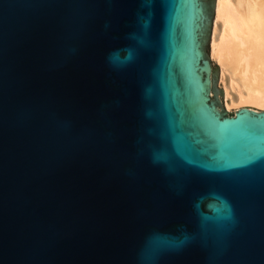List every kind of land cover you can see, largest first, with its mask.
I'll return each mask as SVG.
<instances>
[{
    "label": "water",
    "instance_id": "water-1",
    "mask_svg": "<svg viewBox=\"0 0 264 264\" xmlns=\"http://www.w3.org/2000/svg\"><path fill=\"white\" fill-rule=\"evenodd\" d=\"M211 1L0 0V264H264V108L218 101Z\"/></svg>",
    "mask_w": 264,
    "mask_h": 264
},
{
    "label": "bare ground",
    "instance_id": "bare-ground-1",
    "mask_svg": "<svg viewBox=\"0 0 264 264\" xmlns=\"http://www.w3.org/2000/svg\"><path fill=\"white\" fill-rule=\"evenodd\" d=\"M209 53L226 112L264 108V0H214Z\"/></svg>",
    "mask_w": 264,
    "mask_h": 264
},
{
    "label": "rangeland",
    "instance_id": "rangeland-1",
    "mask_svg": "<svg viewBox=\"0 0 264 264\" xmlns=\"http://www.w3.org/2000/svg\"><path fill=\"white\" fill-rule=\"evenodd\" d=\"M213 16H214V0L211 1V15H210L209 37H210V30H211ZM208 51H209V41H208ZM217 76H218V72H217ZM217 79H218V77H217ZM218 89H219V99H218V101H221V99H220L221 95H220V88H219V86H218Z\"/></svg>",
    "mask_w": 264,
    "mask_h": 264
},
{
    "label": "snow or ice",
    "instance_id": "snow-or-ice-1",
    "mask_svg": "<svg viewBox=\"0 0 264 264\" xmlns=\"http://www.w3.org/2000/svg\"><path fill=\"white\" fill-rule=\"evenodd\" d=\"M256 158L255 157H250L249 160L247 162H251L253 160H255Z\"/></svg>",
    "mask_w": 264,
    "mask_h": 264
}]
</instances>
